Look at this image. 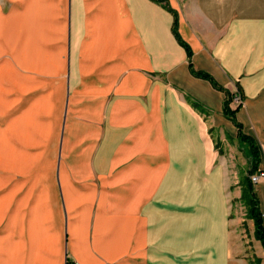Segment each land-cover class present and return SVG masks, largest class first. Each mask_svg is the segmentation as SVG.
Instances as JSON below:
<instances>
[{
	"label": "crops",
	"instance_id": "0c3cea01",
	"mask_svg": "<svg viewBox=\"0 0 264 264\" xmlns=\"http://www.w3.org/2000/svg\"><path fill=\"white\" fill-rule=\"evenodd\" d=\"M9 2L0 264H253L208 131L245 144L223 114L225 93L190 73L172 25L193 68L241 95L229 106L258 150L256 174L264 0ZM252 186L264 215V178Z\"/></svg>",
	"mask_w": 264,
	"mask_h": 264
},
{
	"label": "rangeland",
	"instance_id": "374dc122",
	"mask_svg": "<svg viewBox=\"0 0 264 264\" xmlns=\"http://www.w3.org/2000/svg\"><path fill=\"white\" fill-rule=\"evenodd\" d=\"M9 6V0H0V10L5 12L9 9ZM10 25L12 32L15 33L16 30L13 29V24L10 23ZM37 26L38 24H36V28ZM7 34L9 41H11L13 35L9 30ZM208 133L217 151L218 159L222 161L225 169L227 180L225 190L229 196L231 216L239 218L241 238L245 243L246 254L252 259L253 264H264V250L260 241L254 235L253 223L248 218L247 205L243 197L245 177L249 172V162L243 153V145L238 142L235 136L224 129L212 128L209 129Z\"/></svg>",
	"mask_w": 264,
	"mask_h": 264
},
{
	"label": "trees",
	"instance_id": "16d2710c",
	"mask_svg": "<svg viewBox=\"0 0 264 264\" xmlns=\"http://www.w3.org/2000/svg\"><path fill=\"white\" fill-rule=\"evenodd\" d=\"M153 1L161 3L164 7H166L164 0H153ZM172 33L175 36V38L177 39V41L179 42V44H181L187 52V56L189 58L188 68H189L190 73L194 77L201 78L204 80H208L215 89L220 90L223 93H225V99L223 101V114L229 120H231L233 125L237 128V137H238L239 141L244 142V144H245V152L244 153L246 155V158L249 161V172H248V175L245 177V186L243 188V197H244L245 203L247 205V215H248V218L251 219L253 222L254 235H255L256 239L260 241V243L263 247V250H264V228L262 225L264 215H261V213L259 211L258 200L254 194L253 186H252V183L250 182V179H249L250 175L253 174L258 167V163H259L258 150H257L256 146L252 142L249 141V138L242 133L241 125L235 120L234 112L237 108L236 109L230 108L229 104H230V96L231 95L229 94L228 90L219 86L215 82V80L210 75H208L207 73L202 72V71H196L193 68L191 61H190V57H191L190 49L182 40H180V38L176 32V19H174V21H173ZM191 103L194 107H199V105L197 103H195V102H191Z\"/></svg>",
	"mask_w": 264,
	"mask_h": 264
},
{
	"label": "built area",
	"instance_id": "2783aa9c",
	"mask_svg": "<svg viewBox=\"0 0 264 264\" xmlns=\"http://www.w3.org/2000/svg\"><path fill=\"white\" fill-rule=\"evenodd\" d=\"M230 103L234 104L235 106H239L242 103V97L238 93V91H234L230 96ZM250 182L252 184L257 183L260 179L264 178V171L260 170L256 174L250 175Z\"/></svg>",
	"mask_w": 264,
	"mask_h": 264
}]
</instances>
